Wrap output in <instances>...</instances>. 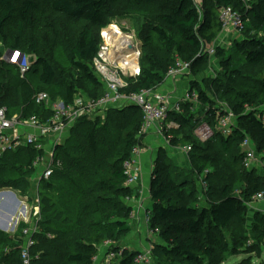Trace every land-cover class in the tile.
<instances>
[{
	"label": "trees",
	"instance_id": "trees-1",
	"mask_svg": "<svg viewBox=\"0 0 264 264\" xmlns=\"http://www.w3.org/2000/svg\"><path fill=\"white\" fill-rule=\"evenodd\" d=\"M45 2L54 12L81 24L69 55L75 80L81 78L91 85L93 100L105 92L94 63L104 44L101 30L115 14V0H0V41L8 50L36 57L30 75L22 77L17 67L3 60L5 52L0 51V107L9 108L12 114L50 115V109L34 100L39 92H47L53 102L62 99L66 103L79 94L74 81L66 84L64 93L55 91L57 68L42 56L38 41L29 37L35 13L45 9ZM130 2L155 6L156 12L153 17L148 13L140 32L142 69L138 78H129L123 89L127 94L158 88L177 66L178 58L191 62L195 74L205 70L210 55L202 49L205 44H215L223 32L220 8L232 6L243 15L246 26L243 40L235 43L236 55L220 45L216 51L227 66L219 98L235 113V128L225 136L218 126L223 110L214 104L216 97L203 87L192 88L207 106L203 121L211 126L214 136L202 142L195 135L200 119L192 111L193 103H183V113L169 115L165 126L171 127L164 134L173 147L192 146L193 170L191 175L176 171L168 151L161 148L151 177L152 206L146 214L148 229L160 238L153 247L154 264H223L249 242L240 226H245L249 203L264 191L263 173L243 166L245 153L240 149L248 136L257 153H264V0L249 7L242 0H211L202 17L194 0ZM7 29L17 33L12 43ZM250 67L259 69L260 75L253 86L244 88L240 82L246 72L252 73ZM33 75L36 82L29 79ZM107 112L100 122L87 117L77 120L58 146L53 175L42 184V221L30 247V264H94L100 246L107 241L113 242L110 248L124 249L123 256L112 264H138L135 259L140 249L122 242L132 232L133 205L128 197L134 193V188L126 185L124 163L136 146L144 147V113L129 103L111 106ZM38 153L29 146L0 158V189L30 195ZM203 180L207 201L201 205L196 203L197 181ZM253 221L254 231L264 237V213L257 211ZM234 224L239 229L233 228ZM25 227L22 222L14 233L0 229V264H23Z\"/></svg>",
	"mask_w": 264,
	"mask_h": 264
},
{
	"label": "built area",
	"instance_id": "built-area-1",
	"mask_svg": "<svg viewBox=\"0 0 264 264\" xmlns=\"http://www.w3.org/2000/svg\"><path fill=\"white\" fill-rule=\"evenodd\" d=\"M242 1L247 4L251 0ZM220 23L223 31L228 29L242 30L245 27L242 13L232 6L220 8ZM218 45V42L211 46L204 45L202 51L210 55L215 54ZM109 49L110 47L107 44L103 45L97 57L98 59H95L97 71L101 73L106 81V84L104 82L105 92L101 98L95 101L97 103L95 109L103 110L111 106L128 103L138 105L144 113L141 134H147L154 126L161 127V131L164 133L171 127L170 125L165 126L169 115L172 112L183 113L181 102H194V106L199 101L198 93L192 90H190L191 92L188 93L186 98L176 103H173L170 94L156 90H143L140 93L130 94L123 92L127 83L121 76L122 72L120 73L119 68L110 61L114 56L108 57L103 54L108 52ZM9 51L4 54L3 60L10 66L17 67L22 77L29 74L34 67L36 57L20 50ZM31 58L33 61H31ZM189 63L178 61L177 66L169 72L168 76L183 75L187 68L190 67ZM81 96L83 95H77L71 103H66L62 99L53 102L47 92L37 93L34 96V100L37 104L44 105L48 110H51L48 116H46V112L41 113L40 116L36 114L26 116L23 113L12 114L9 108L0 107V158L6 153L17 151L22 147L33 146L39 152L33 162L32 191L35 193L34 195H19L18 197V195L11 192V189H0V229L8 226L6 232L14 233L20 223L26 224L23 229L25 239V245L22 250L23 264H30V247L35 243V234L40 231V223L42 221L41 186L44 181L49 180L53 175L54 167L56 166L57 148L71 134L77 120L83 116H79L81 110L85 111L87 115L95 111L91 107V101L89 102ZM235 117L236 115L232 110L223 111L219 117L218 126L225 136L230 135L235 128ZM92 119H95V115ZM195 135L199 140L205 142L214 136V131L206 121H200L195 129ZM251 143L248 136L241 142V145L245 147L243 150L245 153L243 166L248 169L251 168L255 159L254 154H256ZM139 149L141 148L136 146L132 151L131 158L124 163L127 186L134 187L139 182L140 172L139 168L135 166V157ZM184 149L189 154L192 146H184ZM202 184L203 187L206 186L204 180ZM13 195L18 199L19 204H17ZM254 198L259 201L264 200V191L258 193ZM14 205L17 207L16 213L19 212L17 217L16 213H10L15 208ZM148 213L150 212L148 211ZM9 217H11V220ZM155 233L156 231L148 230L147 235L150 237V235ZM112 244V241H107L104 245L110 247ZM123 253L124 249L121 247L108 249L107 263L104 264H112L122 257ZM98 259L99 255L95 256V263ZM135 261L138 264H153V255L149 248L140 251Z\"/></svg>",
	"mask_w": 264,
	"mask_h": 264
},
{
	"label": "rangeland",
	"instance_id": "rangeland-1",
	"mask_svg": "<svg viewBox=\"0 0 264 264\" xmlns=\"http://www.w3.org/2000/svg\"><path fill=\"white\" fill-rule=\"evenodd\" d=\"M43 1H49V0H43ZM130 1L132 0H115L114 2L115 14L113 15L112 18L110 17L109 24L101 30V38L104 41L103 45L105 46L107 44L110 47V50H109L111 52L110 55L114 56L111 59L112 61L110 60V58L109 60L112 63H114L116 67L119 68L120 73L122 72L121 76L123 77L124 81L127 84H128L129 78H138V76L140 75V72L142 69L141 59H142V52H143L140 32L142 28L144 27V25L147 23L148 13L150 17H153V14L156 12L155 6H140V5L138 6V5H134ZM259 1L260 0H251V1H248L246 5L247 7H249L251 4L258 3ZM194 2L197 8L199 9V12L201 13V17L205 13V11L211 6V0H194ZM46 3L47 2H45V4ZM43 5H44V2H43ZM47 5L48 4L45 5L44 10H40L39 12L35 13L34 26L32 27V29L28 30L29 37L31 35L32 36L31 39H33L34 41H38L39 47L40 49H42V52H41L42 56L49 59L52 62V64L57 68V71L59 74H58L57 81L55 83L56 87H54L55 91H57L58 93H64L67 83L69 82L71 83L72 81L77 83L78 88H79L78 95H83L81 97H83L89 102L91 101V107L95 110V111H92L91 114H88V115L85 114V111L81 110L79 116L81 115L83 116H81L80 118H83V117L92 118L95 115V120L99 121V118L104 117L108 113L107 111L109 110V108L103 109V110L95 109L96 104H97L95 103V101L97 100L91 99V96H90L91 95L90 91L92 90L91 85L81 78L78 80H75L74 71L69 68L70 67L69 66V55H70L71 46L73 44L76 33L81 28V24L74 22L66 18L63 15L54 12ZM109 29H112V30L117 29L121 31L126 36V39L130 41V43L126 42L123 44L122 40L121 41L116 40V43H120V46L115 47L116 43H114L115 41L114 37L111 38L112 40L109 38L105 39V36H108L107 33ZM242 30L228 29L226 31H223V33L216 40V42H218L219 45L221 44L220 45L222 46L221 48L227 49L226 50L227 52L228 51L229 53L233 52L234 55H236L235 54V43L237 41L243 40L242 36L244 35V32H242ZM6 34L9 39V42L10 43L14 42V38L17 36L16 31L15 30L10 31L9 29H7ZM54 40L56 42H54ZM130 44L134 47L133 52L131 49H129ZM205 45L211 46L208 44H205ZM6 47L8 46L5 44V42L0 41V51H4L5 53L10 52L8 49H6ZM178 61H184V60L178 58ZM189 64H190V67L187 68V70L184 72L183 76L181 77V78H185V76H187L186 81L188 82V85H186L187 87L184 90H182V94L179 95V96H183L181 97V99L186 98L188 93L191 92L190 90L192 88L198 89L199 87H203L205 88V90H207L210 93L211 96L216 97V100L214 102L215 105H218L223 111L231 110L228 107L227 102L219 98V96L221 95V89H222L221 83L225 79L224 72L226 71L227 66L221 63V61L216 56V53L210 55L209 66L205 70L197 74H195V72L193 71L191 62ZM133 65L135 67L134 69H131ZM94 66H95V71L97 75L99 76L100 80L103 83L105 82L106 84V81L102 77L101 73H98L95 63H94ZM258 70L259 69L257 68L250 67V71L252 73L246 72V76L245 77L243 76L240 82L244 85L242 87L245 88V86H253L256 83L257 76L260 75L259 72H257ZM28 75H30V73ZM261 75L264 76V70H262ZM181 78L179 79L183 81L184 79H181ZM29 79H31L34 82L37 81V77L34 75L30 76ZM148 90H156V89H148ZM86 96L89 98H87ZM173 103H176V102H173ZM181 103L183 104L184 102H181ZM189 103H194V102H189ZM203 108L206 110L207 106L203 104L200 100L197 101L192 108L193 113L195 115L197 114V117L200 119V121H203L204 113L206 112ZM249 110L253 111L254 109H249ZM167 142L170 144L168 139H167ZM251 144H252V147H254L256 151L255 145L253 143ZM169 148H172V150L174 149L173 146H169ZM175 148L178 149L177 156L183 153L182 157H184L185 158L184 160H187V162L185 164L180 165L179 163L177 164L175 163V161L171 160L173 167L177 169L176 171L180 170L181 173L183 172L187 175H191L193 167L190 164V155H188L185 152L184 146H177ZM240 149L244 150L245 147L241 145ZM142 151H143V148L139 149L135 157V166L139 168V172H140L139 182H141L142 180V170H141L142 166L138 162L137 157L141 154ZM254 158L255 159L252 162L251 169L256 170V172L258 173H261V174L263 173L264 175V153L261 154V153H257L256 151V154H254ZM208 171L209 170L204 171L202 176L205 177ZM30 180L32 181V178ZM215 183H218V182H215ZM202 185L203 184L201 182L197 181V187L199 188V190L197 192V199H196L197 202L196 203H199L201 205L206 203L207 201V196L206 195L203 196L204 192L201 189ZM140 186L139 187L134 186L137 188V191L135 192L136 189L134 190V193L128 199V202L130 204L140 203L141 205H145V204L148 205L150 203V206L146 205L147 207H146L145 214H147V212L149 211V208H151L152 206L151 189L150 191H146L144 193V191L141 190ZM42 187L43 185L41 186V189ZM11 192L18 195L19 197V194H18L19 192L17 193L14 190H11ZM135 193L136 195H134ZM31 194L34 195L35 193L32 191ZM20 196H24V195H20ZM148 200L149 202L147 203ZM144 202L146 203L144 204ZM133 209H134V205H133ZM257 211L264 213V200L259 201L257 199H254L252 203L249 204V210H248L245 226H240V233H242L245 230V233L249 235V239H248L249 242L245 243L243 246L241 245L239 247L240 250L236 254L230 256L223 264H264V237H260L254 231V227H253L254 226L253 219ZM10 213L12 214V211ZM18 215H19V212L16 213V217ZM133 216H134V213H132V217ZM130 223L132 225V221H130ZM233 228L239 229V227H237L236 224H234ZM1 230H4V229L2 228ZM232 236L234 235L232 234ZM227 237H230V236H227ZM158 238L159 237L156 233L154 235H150V240L152 241V243L150 244L151 246L149 247V250L151 251L152 255H153L154 244L160 241V239ZM128 239L132 240L133 238L129 237ZM122 242L124 246L126 244L129 245L126 239H124V241ZM108 249H111V248L106 247V245L100 246L99 248L100 252L98 254L99 260L94 264L107 263V250ZM144 250H140V251H144ZM153 264H154V261H153Z\"/></svg>",
	"mask_w": 264,
	"mask_h": 264
},
{
	"label": "crops",
	"instance_id": "crops-1",
	"mask_svg": "<svg viewBox=\"0 0 264 264\" xmlns=\"http://www.w3.org/2000/svg\"><path fill=\"white\" fill-rule=\"evenodd\" d=\"M182 76L183 75L168 76L166 80L158 88H156V90L162 93L170 94L173 102H177L178 100L180 101L181 97L183 96H179V95L182 94V90H184L187 87L186 85H188V82L186 81L187 76H185V78H181ZM179 78L184 80L182 81ZM106 116L107 114L102 118H104L105 120ZM169 146L171 145L167 142V139L165 138V135L163 134V132L161 131V127L159 126H154L144 136L143 151L137 157L138 162L142 166L141 167L142 180L141 182L138 183V185H135L138 187L141 185L140 188L141 190L144 191V193L146 191H150L151 177L154 170L155 161L158 157V153L161 148H164L168 151L169 158L170 159L172 158L171 160L175 161V163L177 164L179 163L181 165L187 162V160H184L185 158L182 157L183 153L177 156L178 149L173 147L174 149L172 150V148H169ZM175 156H177L178 158ZM134 190L136 192L137 188L134 187ZM134 195H136V193ZM148 202L149 200L147 201V203ZM145 203L146 202H144V204ZM132 205H134V209H133L134 216L131 219L132 232L126 238V241L129 243V245L128 244L126 245L128 248H137L140 250L148 249L151 246L150 244L152 243V241L150 240V237H148L147 235L149 229L147 227V218L145 211H146V207L150 206V203L148 205L147 204L141 205L140 203H135ZM129 237H132L133 239L129 240L128 239Z\"/></svg>",
	"mask_w": 264,
	"mask_h": 264
},
{
	"label": "bare ground",
	"instance_id": "bare-ground-1",
	"mask_svg": "<svg viewBox=\"0 0 264 264\" xmlns=\"http://www.w3.org/2000/svg\"><path fill=\"white\" fill-rule=\"evenodd\" d=\"M107 39L109 38V39H111V38H115L114 40V43H116V40H119V41H121L122 40V42H123V44L124 43H126V42H129L130 43V41H128L127 39H126V36L121 32V31H119V30H117V29H115V30H112V29H109V31H108V33H107ZM112 40V39H111ZM108 41H110V40H108ZM110 43V42H109ZM128 45V44H127ZM111 46V45H110ZM118 46H120V43H116L115 44V47H118ZM110 50V49H109ZM103 54H105V56H108V57H111L112 55H110L111 54V52L110 51H108V52H104ZM112 61V60H111ZM134 64H135V62H134ZM134 65H133V67L131 68V69H134ZM149 215V214H148Z\"/></svg>",
	"mask_w": 264,
	"mask_h": 264
},
{
	"label": "water",
	"instance_id": "water-1",
	"mask_svg": "<svg viewBox=\"0 0 264 264\" xmlns=\"http://www.w3.org/2000/svg\"><path fill=\"white\" fill-rule=\"evenodd\" d=\"M105 39H107V36H105ZM129 49H131L132 52L134 51V47H133L131 44L129 45ZM11 55H12V54H11ZM11 55H10V56H11ZM31 61H33L32 58H31ZM13 197L15 198V201L17 202V204H19V201H18V199L16 198V196L13 195ZM16 210H17V207H15V208L13 209L12 214H15V213H16ZM9 219L11 220V217H9ZM7 228H8V226H7L6 228H4V231H6Z\"/></svg>",
	"mask_w": 264,
	"mask_h": 264
}]
</instances>
